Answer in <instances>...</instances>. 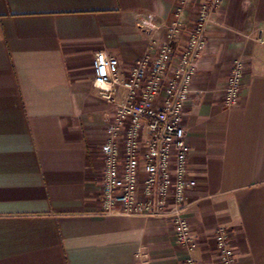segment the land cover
<instances>
[{
    "label": "crops",
    "instance_id": "1",
    "mask_svg": "<svg viewBox=\"0 0 264 264\" xmlns=\"http://www.w3.org/2000/svg\"><path fill=\"white\" fill-rule=\"evenodd\" d=\"M203 2L0 0V264H220L219 228L237 264H264V0H220L205 25L183 112L194 249L166 214L101 212L115 108L93 86L95 54L116 58L124 80L167 40L177 11L181 50ZM236 60L241 90L229 107Z\"/></svg>",
    "mask_w": 264,
    "mask_h": 264
},
{
    "label": "built area",
    "instance_id": "2",
    "mask_svg": "<svg viewBox=\"0 0 264 264\" xmlns=\"http://www.w3.org/2000/svg\"><path fill=\"white\" fill-rule=\"evenodd\" d=\"M220 0H204L195 25L181 50L174 43L181 32L179 11L169 25L167 40L157 52L136 60L126 79L119 78V62L105 53L94 57L93 86L114 105L101 147L103 214L158 216L166 214L175 239L192 251L195 247L184 218L186 192L195 186L187 171L189 146L183 126L184 105L196 74V62L206 48L205 25ZM154 27L152 23L145 25ZM243 64L233 62L223 93V103L235 104L241 90ZM119 87L124 94L116 99ZM215 246L220 264H237L226 231L219 228ZM183 264H200L191 256Z\"/></svg>",
    "mask_w": 264,
    "mask_h": 264
},
{
    "label": "rangeland",
    "instance_id": "3",
    "mask_svg": "<svg viewBox=\"0 0 264 264\" xmlns=\"http://www.w3.org/2000/svg\"><path fill=\"white\" fill-rule=\"evenodd\" d=\"M188 37V36H187Z\"/></svg>",
    "mask_w": 264,
    "mask_h": 264
}]
</instances>
